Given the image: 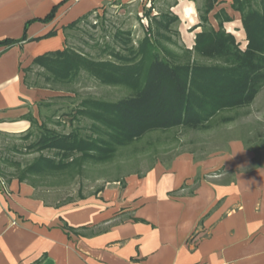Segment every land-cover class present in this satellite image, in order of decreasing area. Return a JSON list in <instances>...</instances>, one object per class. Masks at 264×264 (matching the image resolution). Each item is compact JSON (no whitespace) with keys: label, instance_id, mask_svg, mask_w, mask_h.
Wrapping results in <instances>:
<instances>
[{"label":"crops","instance_id":"0c3cea01","mask_svg":"<svg viewBox=\"0 0 264 264\" xmlns=\"http://www.w3.org/2000/svg\"><path fill=\"white\" fill-rule=\"evenodd\" d=\"M135 1L0 0V40L25 37L0 45V137H20L30 116L42 115L37 101L44 88L28 87L23 68L63 48V26L106 4ZM231 2L219 0L208 24L218 29L214 13L223 8L231 17L223 28L244 49L246 34ZM172 3L179 43L192 48L202 29L201 2ZM54 5L53 18L25 28ZM52 29L55 35L41 37ZM238 137L216 149L181 150L166 166L125 176L123 186L106 182L96 194L59 206L28 182L0 175V264H264V140L261 165L253 168L255 154Z\"/></svg>","mask_w":264,"mask_h":264},{"label":"trees","instance_id":"16d2710c","mask_svg":"<svg viewBox=\"0 0 264 264\" xmlns=\"http://www.w3.org/2000/svg\"><path fill=\"white\" fill-rule=\"evenodd\" d=\"M218 2L202 0L197 8L202 29L195 34L192 48L173 38V34H178L173 26L179 18L170 10L172 3L157 14L146 9L149 22L136 45L128 31L117 30L115 35L123 45L106 44L102 49L106 57L94 58L66 42L63 48L36 55L23 68V81L28 87L59 90L74 83L84 71L99 83L120 86L126 93L112 100L83 97L76 107L64 113L71 125L67 132L49 127L46 121L49 117L38 120L30 116V127L20 138L34 137L25 147L37 154L25 163L0 154V164L16 165L17 171L10 172L7 179L17 178L35 188L44 180L51 186L68 185L91 168L105 172V166L114 161H118L116 167L120 168L130 164L122 162L123 159L137 161L143 154L150 158L159 152L178 149L183 146L182 135L218 132L247 115L248 107L264 86V0H232L230 4L240 13L247 40L244 49L223 28V21L231 19L223 8L214 13L218 29L208 24V14ZM56 7L44 17L27 20L25 28L34 20L53 18ZM140 7L145 9L143 3ZM90 14L78 17L63 29L77 28ZM55 34L56 30L52 29L41 37ZM21 40L25 37L5 38L0 40V45L9 46ZM33 71L35 79L30 77ZM80 118L87 119L88 125H74V120ZM240 131L238 138L255 154L251 167L260 166L264 122L245 124ZM168 133H172L171 137H167ZM152 134L156 137H148ZM157 140L161 143L156 144ZM148 145L151 150L147 149ZM189 149L196 151L194 147ZM200 149L206 150L205 145ZM131 173L143 174L126 171L122 178L114 177L106 182L118 181L123 186L124 177ZM0 174L5 175L1 166ZM102 189L103 185L98 186L91 194ZM80 192L79 189V199L85 198ZM73 202L68 199L55 206Z\"/></svg>","mask_w":264,"mask_h":264},{"label":"rangeland","instance_id":"374dc122","mask_svg":"<svg viewBox=\"0 0 264 264\" xmlns=\"http://www.w3.org/2000/svg\"><path fill=\"white\" fill-rule=\"evenodd\" d=\"M173 1L174 0H154L152 4L154 10H151V13L157 14L159 8L162 6V8H167L168 4ZM199 2H201V0H199ZM139 9L140 4L138 1L124 4L118 2L106 4L103 13L92 12L85 20L79 23L77 28L67 29L65 32V42L68 46L81 50L94 58L106 57V52H102L106 44L122 47L123 43L121 40H118L115 35L117 30L122 32L128 31L132 43L136 45L137 41L145 33L149 22V18L145 11L150 8H145L143 10ZM173 28L178 31V22L174 23ZM173 38L179 41V31L178 34H173ZM236 39H238V42L240 41L239 38ZM35 69L41 70L38 67H35ZM34 73V71L30 73L31 79H35L33 78L35 77ZM40 79L43 81L42 78ZM125 93L126 91L124 88L101 84L86 72L81 71L74 83L71 85L69 84V86H64L59 90L47 88L42 90L40 99L37 101L42 113L41 116L39 115L38 120H41V118L42 120H46V117H49L50 120H46L49 127L67 132L71 129V125L68 123L69 116L64 113L76 107L83 97L93 96L112 100L123 96ZM248 109L250 112L247 115L240 116L235 124L223 127L218 132H190L188 135H182L180 138L183 146L178 149L159 152L153 154L150 158L143 154L137 161H132L130 158L123 159L122 162L130 164L123 165L120 168L116 167L118 161H114L105 166V172L99 171L98 168H91L83 176H78L74 180L69 181L70 183H68V185L51 186L48 185V183L45 184L46 181L44 180V183L36 187V195L42 197L47 203L52 205L68 199L77 201L79 200V189L81 191L80 195L85 197L91 196L90 194L98 186L106 184V180L114 177L122 178L126 171L145 173L151 164L158 162L166 166L175 152L181 149L185 150L194 147L197 152H199L201 145H205L207 150H211L213 147L220 148L228 138L238 137L241 134V128H243L245 124H257L258 121L261 123L264 122V86ZM56 121H61V123L57 124ZM88 122L87 119L80 118L79 121L74 120L73 123L74 125L81 126L88 125ZM36 129L37 128H35V130ZM177 134L179 135V133ZM166 135L167 137H171L172 133ZM148 137H156V134H152ZM32 139H34V137L28 140L21 139L20 137H0V154L12 161L25 163L37 154L36 152H28V149L25 147ZM191 140H193V143L190 142ZM158 143L161 142L157 140L156 144ZM13 146L16 148H13ZM147 149L151 150L152 148L148 145ZM0 166L5 174L0 175L4 178L9 177L10 172L17 171L16 165L1 163Z\"/></svg>","mask_w":264,"mask_h":264},{"label":"built area","instance_id":"2783aa9c","mask_svg":"<svg viewBox=\"0 0 264 264\" xmlns=\"http://www.w3.org/2000/svg\"><path fill=\"white\" fill-rule=\"evenodd\" d=\"M141 4H144V8H150L151 10H154L153 8V1L154 0H138ZM143 10V9H141ZM142 12V11H141ZM141 14V13H140Z\"/></svg>","mask_w":264,"mask_h":264}]
</instances>
